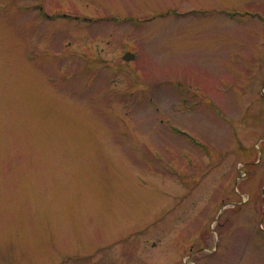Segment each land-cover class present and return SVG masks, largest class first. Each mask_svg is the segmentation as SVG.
Returning <instances> with one entry per match:
<instances>
[{"label": "rangeland", "instance_id": "374dc122", "mask_svg": "<svg viewBox=\"0 0 264 264\" xmlns=\"http://www.w3.org/2000/svg\"><path fill=\"white\" fill-rule=\"evenodd\" d=\"M263 78L264 0H0V264H264Z\"/></svg>", "mask_w": 264, "mask_h": 264}, {"label": "water", "instance_id": "95a60500", "mask_svg": "<svg viewBox=\"0 0 264 264\" xmlns=\"http://www.w3.org/2000/svg\"><path fill=\"white\" fill-rule=\"evenodd\" d=\"M125 59H129V58H131L132 57V54H130V53H125L124 54V56H123ZM263 88H264V81H263V83H262V95L264 96V93H263Z\"/></svg>", "mask_w": 264, "mask_h": 264}, {"label": "trees", "instance_id": "16d2710c", "mask_svg": "<svg viewBox=\"0 0 264 264\" xmlns=\"http://www.w3.org/2000/svg\"><path fill=\"white\" fill-rule=\"evenodd\" d=\"M250 165H252V164H248L247 166H250Z\"/></svg>", "mask_w": 264, "mask_h": 264}]
</instances>
